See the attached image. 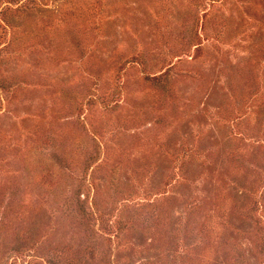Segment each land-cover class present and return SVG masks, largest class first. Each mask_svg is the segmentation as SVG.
Returning a JSON list of instances; mask_svg holds the SVG:
<instances>
[{
  "label": "rangeland",
  "instance_id": "obj_1",
  "mask_svg": "<svg viewBox=\"0 0 264 264\" xmlns=\"http://www.w3.org/2000/svg\"><path fill=\"white\" fill-rule=\"evenodd\" d=\"M0 264H264V0H0Z\"/></svg>",
  "mask_w": 264,
  "mask_h": 264
}]
</instances>
